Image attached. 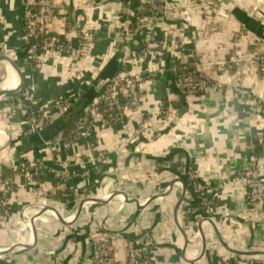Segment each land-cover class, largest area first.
Here are the masks:
<instances>
[{"label":"crops","instance_id":"0c3cea01","mask_svg":"<svg viewBox=\"0 0 264 264\" xmlns=\"http://www.w3.org/2000/svg\"><path fill=\"white\" fill-rule=\"evenodd\" d=\"M29 1L0 0V56L10 59L0 60V94L8 91L0 98V178L13 186L7 217L0 219V264H87L96 233L109 238L117 264L127 259L129 242L144 233L151 240L145 264H264V207H251L247 189L234 180L252 165L264 174V73L258 61L264 58V0H164L168 10L153 32L126 44L121 31L139 0H55V35L74 44L77 33L87 31L93 41L79 56L45 54L38 71L29 60L34 40L25 30ZM180 45L222 88L179 93L172 68L182 60ZM128 51L134 73L164 69L141 86L137 111L117 125H71L65 114L81 99L90 116L95 99L86 103L83 96L96 81L112 77ZM222 61L226 68L218 65ZM238 89L256 101L241 103ZM66 96L78 97L59 116L54 102ZM160 102L172 108V118L156 115ZM32 113L55 120L30 133ZM145 118L150 120L140 128ZM100 154L106 163L97 165ZM62 162L77 176L61 178ZM28 165L33 168L25 174ZM188 171L207 187V216ZM117 192L123 196L113 198ZM89 194L111 201H89L77 217L78 202ZM128 199L148 204L138 208ZM190 206L200 209L188 213ZM44 207L59 211L65 223L55 210L38 214ZM202 218L208 220L201 229Z\"/></svg>","mask_w":264,"mask_h":264},{"label":"built area","instance_id":"2783aa9c","mask_svg":"<svg viewBox=\"0 0 264 264\" xmlns=\"http://www.w3.org/2000/svg\"><path fill=\"white\" fill-rule=\"evenodd\" d=\"M131 0H127L129 3ZM138 5L133 6L130 17L134 20L126 23L125 30L121 31L123 41L130 43L133 36L149 31L150 33L156 27V21L163 16L168 10V5L164 0H139ZM57 6L55 0H30L28 11L25 20L26 35L33 38L34 42L29 50V60L31 61L33 70L38 71L42 66L45 54H65L70 53L76 56L85 53L87 48L93 41V36L87 31L77 33V42L60 38L55 35L52 26L57 20ZM129 25V26H128ZM151 40L154 41L152 34ZM146 48V47H145ZM143 49V54H146L147 48ZM179 51L182 54V60L178 61L172 68V72L176 75V84L180 94L191 95L199 94L203 91L214 88L220 89L222 85L219 83H211L207 78L206 70L195 57L192 50L179 46ZM131 61V52H125L121 57L119 70L110 78H108L103 90L95 98L94 102L89 107V114L78 121L79 127L88 128L91 124L100 123L103 126H112L123 123L125 117L133 111H137L143 101L141 86L149 80L155 79L164 73V69H159L156 73L147 75L136 74L129 69L128 65ZM260 70L264 73V58H258ZM234 58L232 63H236ZM228 62L222 61L218 65L222 68L228 66ZM26 94H29L26 92ZM30 95V94H29ZM80 96V95H78ZM78 96L74 97H58L54 102V111L57 115L62 116L73 105ZM238 101L241 103L252 104L256 100L244 89L237 90ZM156 115L164 119H170L173 116V110L165 103L160 102L156 107ZM55 116L49 114L32 113L28 117V123L31 126L29 132L41 131L47 124L53 123ZM150 118H145L140 125L143 128L147 125ZM72 135H79L77 130L71 132ZM68 146V145H66ZM98 163H106L104 154H100L97 158ZM36 169L37 166L33 165ZM33 168L31 165L24 166L22 172L30 174ZM61 178H74L77 175L70 171L68 163L60 164ZM72 172V173H71ZM187 180L190 183V188L201 199V208L204 209L205 215L208 214V201L206 199V185L199 181L198 176L188 171L186 174ZM234 180L247 189V200L251 207H264V174L255 165L246 168L236 175ZM73 189L72 187L70 188ZM0 219H5L8 214L7 194L13 192L12 183H9L0 178ZM72 192V191H71ZM95 198V195H85V198ZM92 202L94 200H91ZM89 203V202H87ZM86 203V204H87ZM85 204V205H86ZM200 209V208H198ZM198 209L189 207L188 213L193 214L198 212ZM203 219V218H202ZM206 219V218H204ZM109 238L102 233H96L93 237V253L92 258L87 264H117L112 257L109 247ZM151 240L149 234L144 233L137 240L131 241L127 247V259L124 264H145L151 253Z\"/></svg>","mask_w":264,"mask_h":264},{"label":"water","instance_id":"95a60500","mask_svg":"<svg viewBox=\"0 0 264 264\" xmlns=\"http://www.w3.org/2000/svg\"><path fill=\"white\" fill-rule=\"evenodd\" d=\"M0 60H10V59H9L7 56H0ZM12 67L14 68V65H12ZM107 80H108V79L106 78V79H104V80H98V81H96V83H95V84L89 89V91L83 96L82 99H83L86 103H89V102L93 101V100L98 96V94L100 93V91L104 88V86H105ZM7 83H9V77H8ZM7 86H8V84H7ZM7 92H8V91H4V92H2V93L0 94V98H2ZM178 180H179V179H176V180L173 182V184H174L175 182H177ZM181 181H182V183H183V186H184V189H185V193H186V191H187V184H186V181H185L183 178H181ZM119 196H123V193H119V192H117V193L114 195L113 198H117V197H119ZM184 196H185V194H184ZM184 196L182 197V200H183ZM159 198H161V196L155 197L153 200L155 201V200H157V199H159ZM91 200H94V201L98 202L99 204L104 203V202L107 203V202H110V201H111V200H108V199H101V198H90V197L84 198V199H82V200H80V201L78 202L77 217H79V215L81 214V211H82L83 208L85 207V204H86L87 202L91 201ZM128 202H132V203L135 202V203L138 205V208H141V205L145 206V205L148 204V202H145V203H144V202H140V201H135V200H133V199H128ZM72 205H74L73 202L70 203L68 206H72ZM50 210H55V209H53L52 207H44V208H43L38 214H43V213H45V212H47V211H50ZM55 212L57 213L59 219L65 223V219H64V217L60 214V212H59V211H56V210H55ZM205 220H208V219H202V220H200V222H199V226H200V228H201L203 222H205ZM31 223H32V225L34 224V218H32ZM201 229H202V228H201ZM33 246H34L33 244H32V245H29V248H31V247H33ZM16 248H19V247H18V246H16V247H12L11 249H9V250L6 251V252H12V251L15 250ZM80 264H81V263H80Z\"/></svg>","mask_w":264,"mask_h":264},{"label":"trees","instance_id":"16d2710c","mask_svg":"<svg viewBox=\"0 0 264 264\" xmlns=\"http://www.w3.org/2000/svg\"><path fill=\"white\" fill-rule=\"evenodd\" d=\"M136 5H138V3H136ZM124 19L125 18H123V20ZM132 21H134V20H132ZM181 95H184V94H181ZM184 96H186V95H184ZM85 108H86L85 104H83L81 99H79L77 104L74 105L71 109H69V111L65 114V117H67V119L70 121L71 125H73L75 122L77 123L81 118L87 116L88 111L85 110ZM74 127H76V125ZM73 136H77V135H73ZM65 138H67V136H65ZM70 139L68 138L67 140H70Z\"/></svg>","mask_w":264,"mask_h":264},{"label":"rangeland","instance_id":"374dc122","mask_svg":"<svg viewBox=\"0 0 264 264\" xmlns=\"http://www.w3.org/2000/svg\"><path fill=\"white\" fill-rule=\"evenodd\" d=\"M263 58V57H262Z\"/></svg>","mask_w":264,"mask_h":264}]
</instances>
